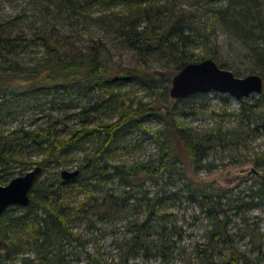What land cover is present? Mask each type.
Segmentation results:
<instances>
[{"label":"trees","instance_id":"trees-1","mask_svg":"<svg viewBox=\"0 0 264 264\" xmlns=\"http://www.w3.org/2000/svg\"><path fill=\"white\" fill-rule=\"evenodd\" d=\"M60 3L61 9L72 11L98 7L104 12L122 6L123 10L113 15L117 20L115 32L143 60L162 56L170 67L165 71L150 70L146 64L143 68L113 67L102 49L64 54L62 40L44 30H34L31 35L18 32L20 18L0 25V185H7L36 167L42 169L30 192V206H10L0 215V264H66L64 242L80 240L73 232V211L85 213L84 220L96 229L87 207L94 209L98 220L115 223L118 218L126 217L128 199L135 197L145 206V216L129 221L131 237L119 245L120 250H126L113 263L129 264L132 251L139 253L149 248L152 222L165 217L161 190L158 187L151 193L145 188L147 180H155L158 186L165 173L171 178L174 173L183 172L185 166L214 168L207 162L211 153L229 148L239 150L246 136L254 139L264 131V116L256 113L257 108L264 107V91L256 105L239 100L240 110L229 114L238 120L236 127L225 130L220 127L210 133L201 132L177 118L176 111L162 112L164 104L169 102L173 77L188 64L212 59L235 76L243 75L221 61L222 53L213 40L218 25L245 49V56L253 63L250 73L264 78V0H63ZM38 44L43 47L42 52H37L40 57L34 63L26 61L34 48H40ZM136 80L141 81L154 100L145 102L141 98L134 106L130 93L123 89ZM76 89L85 99L83 106H77L79 115H83L77 129L68 126L75 119L74 114L63 108ZM204 95L195 94L176 103L186 104ZM220 96L227 102L231 99L227 94ZM117 97L122 99L118 118L111 123L101 118L90 128V115H98L107 103L116 104ZM38 111L49 112L46 121L35 126L32 121L38 119L35 117ZM151 117L162 124L156 132V157L147 162L136 160L131 165L113 163L110 155L115 145L121 146L132 132L148 134L142 127ZM29 119L32 121L27 122ZM92 138L96 146L90 150L88 144ZM78 150L81 156L77 160L74 155ZM100 160L104 161L102 165ZM75 162L79 175L63 180V169ZM43 174L48 176L42 179ZM102 182H117L122 193L106 192L98 203L93 193ZM185 188L192 193L191 198H202L212 209L209 199L213 193L209 185L190 180ZM259 191L253 192V196L264 199V190ZM79 194H86L87 202L71 208L70 199ZM92 199L96 200L94 206ZM209 234L210 243L197 244V249L200 256L212 260L223 234L219 228ZM224 240L227 242V238ZM162 256L166 259V255ZM90 258L95 264H102L94 255ZM240 260L249 264L247 258L235 259L233 264H241Z\"/></svg>","mask_w":264,"mask_h":264},{"label":"rangeland","instance_id":"rangeland-1","mask_svg":"<svg viewBox=\"0 0 264 264\" xmlns=\"http://www.w3.org/2000/svg\"><path fill=\"white\" fill-rule=\"evenodd\" d=\"M62 1L0 0V25L8 20L20 18L18 32L31 35L34 30H44L55 39L62 40L64 54L88 53L91 50L95 51V48L102 49L110 66L113 67L122 65L143 68L146 64L150 70L161 71L170 67L167 59L162 56L159 59L143 60L139 53L115 32L117 20L113 15L123 10L122 6L104 12H100L98 7H88L84 10L76 8L72 11L61 9ZM217 31L213 40L222 53L221 61L227 62L232 69L239 70L243 74L241 77L251 75L253 63L245 56L247 53L245 49L230 38L222 26L218 25ZM38 47L40 48L31 51L26 61L36 62L35 59L40 57L37 52L43 51L41 45L38 44ZM123 91L130 93L129 98L134 106L138 105L141 98L145 102L154 100L140 80L129 83ZM220 95L222 94L218 92L205 93L204 96L195 97L186 104H178L169 96V102L164 104L162 112L166 114L176 111L177 118L201 132L210 133L220 127L223 130L234 128L238 120L229 114L240 110L239 100L227 94L231 97L228 103ZM91 97L98 98L93 94ZM259 98L260 95H252L243 100L249 105H256ZM84 104L85 99L80 96L77 89L74 90L72 99L63 105V108L74 114L75 118L67 123L68 126L75 129L81 126L83 115H79L78 107ZM121 105L122 99L117 97L116 104L107 103L98 115L91 114L90 128H94L101 118L108 123L114 122L118 118ZM48 112L44 114L38 111L35 116L38 119L36 121L29 119L27 122H35V126L43 124ZM184 112L191 115L185 116L182 114ZM256 113L263 117L264 107L257 108ZM161 127L162 124L156 117L149 118L142 127L149 133L135 131L122 141L121 146L119 143L116 144L114 152L110 155L112 162L131 165L136 160L147 162L155 158L156 132ZM88 146L90 150L96 146L93 138ZM80 156L81 151L78 150L74 157L78 160ZM103 162L100 160V165ZM207 162L212 163L214 168L199 169L185 166L183 172L180 170L171 178L165 173L158 186L155 180H147L145 188L151 193L158 187L161 190L165 217L152 222L149 248L140 250L139 253L132 251L128 257L129 264H233L238 258H247L249 264H264V199L253 196V192L259 193L260 189L264 190V131L254 139L246 136L239 150L229 148L225 152L218 150L211 153ZM63 170L76 171L77 162ZM47 176L48 174H43L42 179ZM190 180L211 187L213 193L209 199L211 210L202 198H191L192 193L185 188ZM180 189L182 190L178 195H175ZM106 192L120 195L122 188L117 182H102L93 193L99 199L98 203L102 202ZM87 199L86 194H79L70 199L69 205L76 208L81 202H87ZM121 204L125 203L122 201ZM94 205L96 200L92 199L91 206ZM142 205L135 197L128 199V206L125 207L126 217L118 218L115 223L98 220V215L93 213L94 209L90 210L87 207L89 216L96 222V229H92L88 221L84 220L85 213L73 211V232L80 240L64 242L66 264H95L90 258L92 255L102 264L117 263L126 250H120L119 245H123L125 240L131 237L128 231L129 221L145 216L146 208ZM206 212H210L211 215L204 214ZM218 228L223 234L218 242L219 250L212 260H208L209 258L200 256L197 244H209V232ZM224 238H227V242ZM162 255H166V259ZM240 262L243 264L241 260Z\"/></svg>","mask_w":264,"mask_h":264},{"label":"water","instance_id":"water-1","mask_svg":"<svg viewBox=\"0 0 264 264\" xmlns=\"http://www.w3.org/2000/svg\"><path fill=\"white\" fill-rule=\"evenodd\" d=\"M263 91L264 79L260 75L237 77L232 71L222 69L214 60L208 59L188 64L176 74L172 80L170 97L180 100L195 94L218 92L241 100L252 95H261ZM41 173L42 169L36 167L25 175L15 177L7 185H0V215L10 206H30V192L35 188ZM78 175L77 170H64L61 174L65 181Z\"/></svg>","mask_w":264,"mask_h":264}]
</instances>
